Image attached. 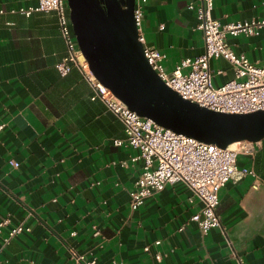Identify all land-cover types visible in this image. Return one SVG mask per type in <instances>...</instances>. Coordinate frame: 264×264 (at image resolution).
<instances>
[{"label": "crops", "instance_id": "0c3cea01", "mask_svg": "<svg viewBox=\"0 0 264 264\" xmlns=\"http://www.w3.org/2000/svg\"><path fill=\"white\" fill-rule=\"evenodd\" d=\"M190 1L142 2L145 44L164 56L167 72L204 48ZM35 3L0 0V219L9 220L0 233V264H84L72 250L94 264H264V138L253 156L238 155V166L254 174L220 188L221 225L206 234L190 219L202 203L182 182L131 209L138 151L114 145L123 126L92 99L82 70L59 74L66 45L55 14L8 12ZM212 16L223 24L261 19L264 0H213ZM227 41L236 54L264 63V29ZM209 67L223 71L214 75L215 86L234 78L223 58L210 59ZM17 224L29 231L3 244Z\"/></svg>", "mask_w": 264, "mask_h": 264}, {"label": "built area", "instance_id": "2783aa9c", "mask_svg": "<svg viewBox=\"0 0 264 264\" xmlns=\"http://www.w3.org/2000/svg\"><path fill=\"white\" fill-rule=\"evenodd\" d=\"M144 1L135 0L133 10L137 39L143 44L148 63L169 88L183 99L216 112L250 113L264 110V63L257 64L243 54H236L227 41L228 35L242 33L251 36L258 33L264 29V18L223 24L212 16L213 0L190 1L187 7L195 11L196 27L202 32L204 48L194 57H182L167 72L163 67L164 56L154 47L145 44L141 25ZM37 11L53 12L57 17L58 29L66 45V55L56 66L59 74L65 76L73 66L82 70L91 84L92 99H100L123 126L124 137L114 139V145L129 146L138 151L133 160H141L142 165L129 192L130 208H138L146 198L161 191L166 184L182 182L191 190V198L196 197L202 203L199 212L190 218L196 222L199 231L206 234L211 228L220 226L217 213L219 190L229 181L237 182L248 174H254L251 168L238 166L237 157L239 154L253 156L255 143L239 141L236 147L222 148L175 133L149 118L140 116L100 84L89 70L70 28L66 0H36L34 5L8 10L9 13H20L26 17ZM4 12L0 8V14ZM219 57L230 64L234 78L215 86L212 80L214 75L223 71L218 69L213 74L209 61ZM2 127L3 124H0V129ZM10 163L17 166L15 161L11 160ZM7 223L8 219H0V233ZM23 231H29V228L22 224L13 225L2 238L3 244H7ZM144 249L147 251L148 247L145 246ZM71 253L76 263L94 264V261L83 262V256L73 250ZM155 258L159 260L161 255L158 253Z\"/></svg>", "mask_w": 264, "mask_h": 264}, {"label": "water", "instance_id": "95a60500", "mask_svg": "<svg viewBox=\"0 0 264 264\" xmlns=\"http://www.w3.org/2000/svg\"><path fill=\"white\" fill-rule=\"evenodd\" d=\"M71 29L95 79L140 116L219 147L264 138V110L221 113L183 99L148 63L135 0H66Z\"/></svg>", "mask_w": 264, "mask_h": 264}, {"label": "bare ground", "instance_id": "6f19581e", "mask_svg": "<svg viewBox=\"0 0 264 264\" xmlns=\"http://www.w3.org/2000/svg\"><path fill=\"white\" fill-rule=\"evenodd\" d=\"M236 144H237V142L232 143V144H230V145H228V146H229L230 148H232V147H234Z\"/></svg>", "mask_w": 264, "mask_h": 264}, {"label": "trees", "instance_id": "16d2710c", "mask_svg": "<svg viewBox=\"0 0 264 264\" xmlns=\"http://www.w3.org/2000/svg\"><path fill=\"white\" fill-rule=\"evenodd\" d=\"M70 28H71V25H70ZM71 31H72V29H71Z\"/></svg>", "mask_w": 264, "mask_h": 264}, {"label": "rangeland", "instance_id": "374dc122", "mask_svg": "<svg viewBox=\"0 0 264 264\" xmlns=\"http://www.w3.org/2000/svg\"><path fill=\"white\" fill-rule=\"evenodd\" d=\"M234 147H236V145Z\"/></svg>", "mask_w": 264, "mask_h": 264}]
</instances>
